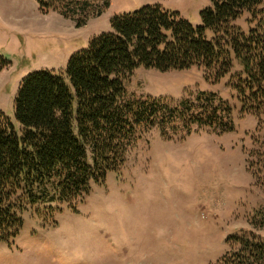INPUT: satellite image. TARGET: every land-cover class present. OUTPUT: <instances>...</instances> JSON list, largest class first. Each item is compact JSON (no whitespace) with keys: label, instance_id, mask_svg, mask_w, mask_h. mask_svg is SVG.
Returning <instances> with one entry per match:
<instances>
[{"label":"rangeland","instance_id":"rangeland-1","mask_svg":"<svg viewBox=\"0 0 264 264\" xmlns=\"http://www.w3.org/2000/svg\"><path fill=\"white\" fill-rule=\"evenodd\" d=\"M107 1L84 19L78 12L64 17L59 8L66 6L51 0H0V114L13 123L21 81L34 72L63 74L73 54L111 32L112 18L158 6L199 26L209 6ZM257 10L235 21L241 33L264 26V0ZM227 79L211 85L197 68L136 69L124 86L128 95L196 103L198 94L216 93L234 108L230 131L193 124L177 126L167 139L157 129L139 136L119 171L91 183L73 208H33L12 236L0 229V264H220L230 238L264 242V119L240 113Z\"/></svg>","mask_w":264,"mask_h":264},{"label":"trees","instance_id":"trees-1","mask_svg":"<svg viewBox=\"0 0 264 264\" xmlns=\"http://www.w3.org/2000/svg\"><path fill=\"white\" fill-rule=\"evenodd\" d=\"M207 1L199 26L158 6L116 16L111 32L73 54L63 74L40 71L21 81L14 122L0 114V229L8 237L33 208H73L91 183L119 171L139 136L153 129L164 139L177 126L193 124L230 131L234 108L216 93L202 92L196 103L128 95L125 83L138 68H197L211 85L228 77L240 113L264 119V26L243 34L234 24L243 12L256 14L261 0ZM61 3L67 18L80 13L86 19L108 6L107 0L50 4ZM228 248L220 264H264V242L235 237Z\"/></svg>","mask_w":264,"mask_h":264}]
</instances>
